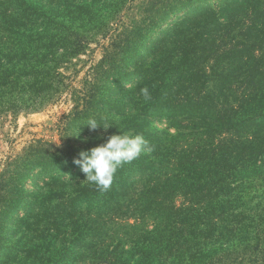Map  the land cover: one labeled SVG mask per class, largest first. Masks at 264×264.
I'll use <instances>...</instances> for the list:
<instances>
[{"label": "rangeland", "instance_id": "1", "mask_svg": "<svg viewBox=\"0 0 264 264\" xmlns=\"http://www.w3.org/2000/svg\"><path fill=\"white\" fill-rule=\"evenodd\" d=\"M109 1L95 11L98 34L60 69L64 87L53 101L38 111L0 115V174L32 148L62 150L73 162L75 152L118 130L142 134L152 151L120 166L106 191L83 181L78 165L54 183H45L48 174L38 166L35 176L19 175V186L30 191L22 194L32 193L28 199L51 189L61 196L51 201L56 206L45 234L39 231L44 221L31 232L35 224L27 231L23 221L0 216V240L8 245L0 246V264L12 255L26 264L27 253L16 251L35 243L51 264L61 254L60 264H157L166 257L172 264L189 255L207 264L221 256L222 240L210 231L222 227L210 226L204 212L264 208V102L246 123L229 111L243 88L264 79V1L228 0L217 15L203 11L206 4L212 8L209 0L176 12L149 38L125 43L117 70L103 63L105 54L123 32L126 6L136 10L140 0L124 3L117 15ZM89 118L113 127L89 131L82 126Z\"/></svg>", "mask_w": 264, "mask_h": 264}, {"label": "trees", "instance_id": "2", "mask_svg": "<svg viewBox=\"0 0 264 264\" xmlns=\"http://www.w3.org/2000/svg\"><path fill=\"white\" fill-rule=\"evenodd\" d=\"M100 1L0 0V115L38 111L53 101L64 87L65 76L60 69L81 53L88 40L99 32L98 29L95 30V23L101 20L97 13L104 4ZM131 1L110 0L108 6L115 10L117 15L123 4H131ZM202 1L208 0H140L136 10L133 6H126L128 12L125 16L129 15L127 21L122 24L123 32L115 37L112 51H106L103 63L117 70L120 67L117 62L124 60L125 43L134 37L149 38L158 27L159 21L174 16L176 12L188 10ZM209 1L212 8L206 4L203 11L217 15L228 0ZM230 1L249 3L252 0ZM199 6L197 9H201ZM98 28L105 30L106 25H98ZM116 54L115 61L112 55ZM263 84L264 79H259L253 88H243L239 92L241 95L236 98V105L229 110L240 116L242 123L248 122L250 116L261 108L264 102ZM45 152L41 147L32 148L25 153L21 164L15 162L12 168L11 161L0 174V216L9 215L14 224L23 221L26 229L35 224L37 227L34 225L31 232L38 228L39 222L44 221V227H39L42 234L51 231V227L45 225L51 222L49 218L56 206L51 201L54 198L58 200L61 195L57 193V189H51L39 198L33 196L28 199L32 193L27 196L22 194L30 191L19 186L22 179L17 177H27L31 174L35 176L36 173L32 171L38 166V169L48 174L45 183H54L59 176L76 166L70 153L59 149L55 153ZM77 153L80 152H75V155ZM121 169L118 167V173ZM52 174H56V177ZM89 190L94 191L92 186ZM94 194L90 192V195ZM27 204L31 206V211L26 213ZM197 213L190 215L191 220L197 218ZM203 214L205 218L211 219L210 226L222 227L219 232L217 229L210 231V235L216 236V240H222L219 244L221 256L214 255L207 264H264V208L254 213H243L238 207H232L218 211V215H213L209 210ZM42 238L41 236L39 241L42 242ZM35 245L28 246L26 251L17 250L16 253H27L24 258L26 264H51L50 257H45L43 252H39L41 245ZM0 246L8 248L1 240ZM168 258L161 259L157 264H168ZM63 260L64 255L61 254L53 264H60ZM2 262L23 264L19 259H15V255ZM177 262L198 264L192 255L186 259L174 257L172 264Z\"/></svg>", "mask_w": 264, "mask_h": 264}, {"label": "clouds", "instance_id": "3", "mask_svg": "<svg viewBox=\"0 0 264 264\" xmlns=\"http://www.w3.org/2000/svg\"><path fill=\"white\" fill-rule=\"evenodd\" d=\"M141 91L148 96L146 87ZM82 126L87 127L89 131L101 129L105 132L113 127L101 126L95 118H89ZM82 126L74 136H79ZM118 133L110 135L104 143L96 147L81 151L79 158L73 161L85 174L86 178L83 181L94 184L101 191H106L110 187L118 167L133 161L142 153L152 151V147L142 134L132 135L121 133L119 130Z\"/></svg>", "mask_w": 264, "mask_h": 264}]
</instances>
